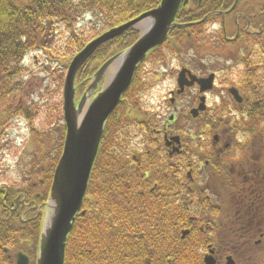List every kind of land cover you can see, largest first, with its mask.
Listing matches in <instances>:
<instances>
[{
    "label": "flooded vegetation",
    "instance_id": "flooded-vegetation-1",
    "mask_svg": "<svg viewBox=\"0 0 264 264\" xmlns=\"http://www.w3.org/2000/svg\"><path fill=\"white\" fill-rule=\"evenodd\" d=\"M201 2L197 0L198 5ZM217 7L216 16L209 22L214 25L211 56L215 54L218 61L224 59L228 63L222 66L215 63V69L210 71L202 61L195 62L194 56L186 61L188 52L181 51L180 58H175L178 62V68L172 72L175 82L183 67L198 78L212 73V84L206 89L194 82L179 94L176 84L169 90L171 102L184 95L190 99L184 111L189 123L178 125L170 115L162 124H136L133 135L140 143L138 148L106 139L103 143L107 147L102 152H115L117 157L125 152L130 159L137 156L139 162L144 153L154 158L149 166L139 165L143 167V177L138 182L143 184L140 192L157 190V183L149 185L147 181L151 168L156 171L169 168L180 184L175 202L187 206V220L197 225L205 240L202 256L210 253L216 264H226L228 256L234 264H251V257L260 250L264 256V0H221ZM233 88L240 101L233 96ZM19 94H10L12 101L8 102L4 118L7 126L26 118L28 103H22ZM0 99L3 100L2 95ZM156 156L165 165H157ZM107 173L111 172L106 169L100 173V180L90 181L88 198L90 187L106 189L111 179L106 177ZM117 175H123L124 181L118 184L127 190L132 174L128 171ZM3 176L0 173V178ZM21 176V182L0 181V193H15L3 207L18 211L26 210L29 204L31 209L40 204L37 199H26L27 186L32 191L37 184L29 181L28 175L21 173ZM164 196L170 203V189ZM235 243H240L242 249L237 250ZM8 249L12 250L10 246ZM2 250L11 264L16 251L11 256L10 251L4 247Z\"/></svg>",
    "mask_w": 264,
    "mask_h": 264
},
{
    "label": "trees",
    "instance_id": "trees-1",
    "mask_svg": "<svg viewBox=\"0 0 264 264\" xmlns=\"http://www.w3.org/2000/svg\"><path fill=\"white\" fill-rule=\"evenodd\" d=\"M158 2L159 0H0V95L5 97L20 91L21 84L16 81L15 75H19L18 67L22 56L27 50L38 48L34 41L47 37L46 32H49L54 24H64L74 35L75 30L71 27L89 15L93 22L96 20L100 23L99 32L95 28L91 36H87L91 39L155 7ZM219 3L221 0H202L198 5L197 0H192L188 6L180 8L176 21L188 23L199 20L209 12L217 10ZM201 26L198 24L174 28L162 46L150 55L163 46L180 49L184 48L185 42L196 44L202 35ZM137 37V30L127 29L101 44L76 74L77 94L84 90L90 76L104 61L130 46ZM88 40L84 38L80 44L77 43V47L63 62L62 69ZM53 85L50 113H53L54 109L61 117L58 98L60 80L53 81ZM141 88L142 84L135 74L123 99L107 120L94 162L93 182L100 180V173L106 169L111 172L107 173L106 177L111 179H108L105 190L96 185L90 187L91 194L89 198L84 199L82 205L84 214L76 215L68 235L64 264H153V259L155 264H204L202 248L205 240L197 225L187 220V206L183 207L179 201L175 202L174 196L178 194L180 186L176 175L170 174L169 168L163 167L162 171L151 168V177H148L147 181L149 185L157 183V190L154 193L147 190L140 192L143 184L138 182L143 177V167L139 165L149 166L154 158L144 153L141 163L137 156L130 159L125 152L119 157L115 156V152H102L107 147L106 143H103L106 139L115 140L124 147L131 141L130 125L142 121L137 112L138 108L136 109ZM126 101L133 107V115L126 113ZM24 114L28 121L32 120L30 115ZM63 133L64 128L59 134V146ZM41 139L47 147L45 135H42ZM156 160L157 165H165L157 156ZM51 171L52 168L45 170L43 182L35 191L32 192L30 186H27L26 199H37L39 206H43ZM128 171L132 174L128 178L131 184L124 191L118 184L124 181L123 175L117 174ZM168 189L171 192L170 203L165 201L164 196ZM9 197L14 198L15 193H0V244L10 246L12 251L22 250L30 257L31 264H34L41 216L36 213V209L30 208L32 204H29L26 210L18 211L3 207ZM22 212L25 221L19 220ZM169 212L172 215L170 220L165 217ZM181 227L189 229V234L184 238L178 234ZM250 263L264 264L261 250L251 257ZM0 264H8V258L1 250Z\"/></svg>",
    "mask_w": 264,
    "mask_h": 264
},
{
    "label": "water",
    "instance_id": "water-1",
    "mask_svg": "<svg viewBox=\"0 0 264 264\" xmlns=\"http://www.w3.org/2000/svg\"><path fill=\"white\" fill-rule=\"evenodd\" d=\"M187 2L160 0L157 7L90 40L69 62L62 87L65 137L42 210L35 264H64L66 241L84 200L105 122L129 87L136 68L146 55L162 44L174 27L188 25L175 23L179 7L181 4L186 5ZM141 24L143 28L137 40L106 60L91 75L88 86L81 97L76 99L75 76L88 57L102 43L128 28H135ZM186 71L182 69L179 72L178 92L183 90L184 85H190L195 80L203 84L201 88L211 86L212 74L205 79H197L190 75V80L185 81ZM97 87L101 88L95 93ZM232 93L238 101L241 100L237 91L232 90ZM192 114L195 116L196 112L193 110ZM80 214H84V211ZM186 233L187 230H184L182 235ZM227 259V264H234L231 257ZM15 262L29 264V257L17 252ZM204 262L215 264L214 258L210 255L204 256Z\"/></svg>",
    "mask_w": 264,
    "mask_h": 264
},
{
    "label": "rangeland",
    "instance_id": "rangeland-1",
    "mask_svg": "<svg viewBox=\"0 0 264 264\" xmlns=\"http://www.w3.org/2000/svg\"><path fill=\"white\" fill-rule=\"evenodd\" d=\"M71 28L75 30L74 35H72V30L68 29L64 24H54L51 30L46 32L47 37L34 41L38 48L30 50L27 56H25L24 86L19 92V96H21L22 103H28V107L31 102L38 103L41 101L42 93L53 88L55 85H53V80H60L62 83L65 69H62L61 63L68 59L71 52L77 47V43L80 44L84 38L90 39V34L93 33L95 28L99 32L100 23L99 21L96 22V20L93 22L88 15ZM212 33L213 31H211L209 26L202 28V35L199 38L200 42H198V45L190 48L189 51H185L190 54L185 57L186 61L194 56L195 62L199 63V61H202L210 71L215 69V63L221 66L223 63H228L224 59L218 61L215 54L211 56L213 50L210 46ZM88 35L90 36L87 37ZM173 56L174 54H171L165 58L167 60L165 63L161 60L154 61L153 59H149L143 64L140 74L144 77V80L140 74L139 76L144 81V84L139 80L142 88L138 93L140 100L138 107L136 106V109L138 108V115L142 121L130 125L132 141L127 143V147L134 146L138 148L140 146L138 138L133 136L135 124H162L170 115L174 116L173 122L178 125L189 123L188 117H185L184 113L190 105L188 96L175 97L173 102L169 101V90L173 89L176 84L172 72L175 68H178V62ZM28 68L33 73L28 75L26 71ZM26 80L28 81L27 84L24 83ZM9 101H12L10 96L3 97V100L0 99V173L9 172L7 179H13L17 182L22 181V173L23 175L30 176L32 179L30 181L39 183L44 178L40 176L43 167L48 166L52 168L57 158L59 150L58 148L52 150V143L57 140L55 128L58 122L53 125H45L44 114H46V108L43 106V111L36 115L32 121L24 119L16 123L13 122L11 125L5 127L4 118L7 114L6 108ZM32 109L33 107L29 108V110ZM41 114L42 117H40ZM62 122L63 120L59 121L60 126ZM42 128L44 129L41 133L40 130ZM42 135H45L47 147L41 139ZM39 186L38 184L34 188V191ZM165 217L170 220L172 215L169 212ZM181 228L178 230V234H180ZM233 245L237 250L242 249L240 243ZM153 264H155L154 259Z\"/></svg>",
    "mask_w": 264,
    "mask_h": 264
}]
</instances>
